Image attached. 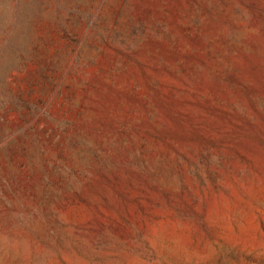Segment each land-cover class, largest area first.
<instances>
[{"label":"rangeland","instance_id":"1","mask_svg":"<svg viewBox=\"0 0 264 264\" xmlns=\"http://www.w3.org/2000/svg\"><path fill=\"white\" fill-rule=\"evenodd\" d=\"M0 264H264V0H0Z\"/></svg>","mask_w":264,"mask_h":264}]
</instances>
